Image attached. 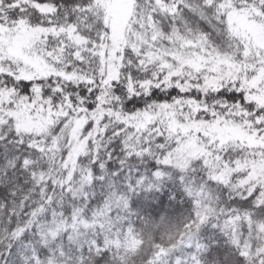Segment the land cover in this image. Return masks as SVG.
<instances>
[{
  "label": "snow or ice",
  "instance_id": "1",
  "mask_svg": "<svg viewBox=\"0 0 264 264\" xmlns=\"http://www.w3.org/2000/svg\"><path fill=\"white\" fill-rule=\"evenodd\" d=\"M0 264H264V0H0Z\"/></svg>",
  "mask_w": 264,
  "mask_h": 264
}]
</instances>
